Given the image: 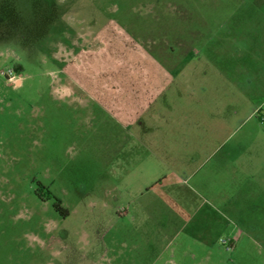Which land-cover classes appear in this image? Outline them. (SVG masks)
I'll return each instance as SVG.
<instances>
[{
  "label": "rangeland",
  "instance_id": "obj_1",
  "mask_svg": "<svg viewBox=\"0 0 264 264\" xmlns=\"http://www.w3.org/2000/svg\"><path fill=\"white\" fill-rule=\"evenodd\" d=\"M204 2L0 0V264H264L263 54Z\"/></svg>",
  "mask_w": 264,
  "mask_h": 264
},
{
  "label": "crops",
  "instance_id": "obj_2",
  "mask_svg": "<svg viewBox=\"0 0 264 264\" xmlns=\"http://www.w3.org/2000/svg\"><path fill=\"white\" fill-rule=\"evenodd\" d=\"M204 5L202 52L219 57L232 50L244 52L250 59H257L255 54L260 53L264 60V0H206ZM234 74L232 72V86L240 91L241 73L235 71ZM243 76L247 84L254 77L247 71Z\"/></svg>",
  "mask_w": 264,
  "mask_h": 264
},
{
  "label": "trees",
  "instance_id": "obj_3",
  "mask_svg": "<svg viewBox=\"0 0 264 264\" xmlns=\"http://www.w3.org/2000/svg\"><path fill=\"white\" fill-rule=\"evenodd\" d=\"M15 70H18V68H15ZM47 194L49 195V193H47ZM53 207L55 208L56 212L59 213L60 216H62V217L67 216V211L61 208L60 202L58 200H55Z\"/></svg>",
  "mask_w": 264,
  "mask_h": 264
}]
</instances>
